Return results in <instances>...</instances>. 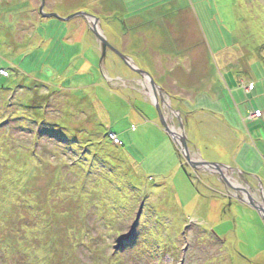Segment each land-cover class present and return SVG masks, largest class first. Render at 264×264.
I'll use <instances>...</instances> for the list:
<instances>
[{
	"label": "rangeland",
	"instance_id": "1",
	"mask_svg": "<svg viewBox=\"0 0 264 264\" xmlns=\"http://www.w3.org/2000/svg\"><path fill=\"white\" fill-rule=\"evenodd\" d=\"M89 16L156 85L199 96L190 159L231 167L167 161L143 79L102 58ZM5 73L0 264H264L261 213L229 200L264 210V0H0Z\"/></svg>",
	"mask_w": 264,
	"mask_h": 264
},
{
	"label": "crops",
	"instance_id": "2",
	"mask_svg": "<svg viewBox=\"0 0 264 264\" xmlns=\"http://www.w3.org/2000/svg\"><path fill=\"white\" fill-rule=\"evenodd\" d=\"M99 23H100V21H99ZM128 47H133V45L131 44V41H130V43H128ZM159 54V55H158ZM156 53V52H152L151 53V55L154 57V59L155 60H160L161 58H165V57H167V56H163V57H161L160 55H165V54H161V53ZM170 63H167V67H172L170 70H173L174 68H175V65L174 64H171V65H169ZM188 66V65H187ZM158 78H160V79H162L163 77H162V71H159L158 72V76H157ZM134 82H135V80H133ZM142 81V80H141ZM140 81V82H141ZM140 82H138V83H140ZM230 82H233V83H235V84H238V83H236V82H234V81H230ZM141 84V86H142V82L140 83ZM163 86H162V88H161V86L159 87V89H157V91H156V94H157V96H158V99H159V101L160 100H163V102L164 103H168V104H170V105H174L176 108H175V110L179 113V115H180V117L179 118H181V120L180 121H182V123H183V126H184V128H188V136H187V146H188V149L189 150H191L190 152H192V154H195V150H194V146H193V144L192 143H190L189 142V140H191V138H193V136H194V133H195V131H196V128H197V123H195L196 122V117H195V115L198 113L197 111H202L203 113H204V109H199V107L197 108V104H198V100L200 99L199 98V96H193L192 98H193V101H192V103H191V105L190 106H187V105H185V103H182V102H180V99L182 98V97H184V96H187L186 95V93H185V91L183 90V89H181V88H178L177 87V83L173 80V79H169V78H167V81L166 82H164L163 84H162ZM158 86V85H157ZM238 86L240 87V84H238ZM137 87H139L138 85H137V83H135V87L134 88H137ZM229 87H232V85L230 84V86ZM143 89L141 90V91H143L144 90V92H143V94L145 95H143L144 97H147L148 99V102H151L152 104H154V98H153V96L149 93V94H146L145 93V89H144V86L142 87ZM162 89L164 90V94H162V93H160V90L162 91ZM246 91V90H245ZM210 93H211V91H210ZM210 93H205V94H210ZM250 93H252V92H250ZM189 98H191V97H189ZM145 101H146V98H145ZM175 101V102H174ZM183 107H186V108H188V109H184ZM178 113H175L174 112V114L173 113H171V114H166V116H165V118H166V120L169 122V120H172V122H173V119H175L176 120V122L177 121H179V118H177V114ZM175 114H176V116H175ZM174 115V116H173ZM250 115L248 116V119L250 120V122L252 123V124H254V123H256V120H258V119H253V120H251L250 118ZM261 119H262V117H261ZM153 120V119H152ZM193 120V121H192ZM154 121V120H153ZM156 121H157V119H156ZM155 126V125H154ZM199 126V125H198ZM156 127V126H155ZM158 128V127H157ZM230 131L232 130L231 128H229V127H227ZM174 129H175V127H174ZM133 130H135V129H133ZM186 134V133H185ZM167 135V134H166ZM190 135H192V137L190 136ZM168 136V135H167ZM189 136H190V139H189ZM169 139H171V138H169ZM171 141H172V139H171ZM172 143V145H173V141L171 142ZM162 144V142L160 141V143L158 144V145H161ZM173 147V151H171V153L167 156V161H169V160H171L172 159V156H174V154L176 153V155H178L177 153V148H176V146L175 145H173L172 146ZM239 146H237V148H238ZM193 150V151H192ZM154 151V150H153ZM240 152V151H239ZM197 153V152H196ZM151 154V153H150ZM149 157H150V155H149ZM149 157H147V160H148V158ZM194 158H196L195 156H193ZM198 157L200 158V156L198 155ZM199 158L198 159H196V160H199ZM229 158L230 157H228L227 158V161L225 160V162H226V166L225 167H227V166H229V167H231L230 165H228L227 163H228V160H229ZM201 159V158H200ZM202 160V159H201ZM203 161V160H202ZM213 162H215V161H213ZM171 163V162H170ZM213 164V163H212ZM221 166V165H220ZM218 167V168H221V167ZM228 167V168H229ZM230 169V168H229ZM170 170H178V165H177V162L176 163H174L173 164V166L171 167V169ZM201 175H205V174H202V173H200ZM212 180H214L213 182V184L214 185H217V188H215V191L216 192H218V193H222L223 191L225 192V190L223 189L224 187H221V186H219L220 184H219V182L216 180V179H214V178H212ZM246 182V181H245ZM262 182V181H261ZM236 185L238 184V182L237 181H235L234 182ZM263 184H264V182H262ZM219 184V185H218ZM247 190H248V188L249 187H245ZM226 190H228L227 188H225ZM223 192V193H224ZM224 194H226V193H224ZM232 196H234V194L232 195ZM227 200H228V197L226 198ZM237 205H240V204H237ZM236 205V206H237ZM263 251H264V249H262V251H261V253H254L253 255V258H256L257 260H259L260 259V261H262V262H264V253H263ZM243 257V256H242Z\"/></svg>",
	"mask_w": 264,
	"mask_h": 264
},
{
	"label": "water",
	"instance_id": "3",
	"mask_svg": "<svg viewBox=\"0 0 264 264\" xmlns=\"http://www.w3.org/2000/svg\"><path fill=\"white\" fill-rule=\"evenodd\" d=\"M42 7L40 8V11H42ZM77 15H81L84 16L83 14H77ZM76 17L75 15L72 17L74 18ZM70 19V18H69ZM68 19V20H69ZM89 19L93 20V34L96 38V40H98L101 45H102V58L105 56V53L107 50H110L113 52V54H116L122 61L123 63L134 73H136L137 75H139L143 81L145 79H148V81L150 82V85L152 87V96H153V100H154V106L156 107V110L158 112V116H159V123L161 125V127L163 128L164 132L168 135L169 138L172 139L173 144L179 148V151L181 153V155L183 156V158L185 159L186 163L194 170H198L200 168H203L204 170L208 171L210 168L214 169L216 168L218 170L219 165L216 164H209V163H205V162H195L193 163L190 159V154H189V150H188V146H187V139L185 137V132H184V128L182 125H180L179 127V132H176V130H171L169 128V125L167 124L166 118L165 116L162 115L161 109L159 107V99L157 98V94L156 91L157 89H159V86L156 85V83L154 82V80L151 78V76L139 69H137V67L133 64L132 60L129 57L123 56L121 53H119L116 49H114L112 46L109 45V43L107 42V40L105 39V37L103 35H101L98 31V27H99V20L95 17L89 16ZM179 114H177V118H179ZM180 119V118H179ZM222 168H225V166H220ZM210 169V171H211ZM222 178V177H221ZM236 191L240 190V189H235ZM241 191V190H240ZM242 192V191H241ZM244 195L248 196V193L246 190H243L242 192ZM245 200H243L242 202L246 205L250 206L252 208H254L256 211L259 212V214L261 213V218L262 221L264 223V210L263 208L260 207L256 208L252 202V199L250 197H243ZM246 199H248V201H246ZM249 202V203H247Z\"/></svg>",
	"mask_w": 264,
	"mask_h": 264
},
{
	"label": "flooded vegetation",
	"instance_id": "4",
	"mask_svg": "<svg viewBox=\"0 0 264 264\" xmlns=\"http://www.w3.org/2000/svg\"><path fill=\"white\" fill-rule=\"evenodd\" d=\"M160 93H162V94H164V90L162 89V91L160 90ZM164 102H163V100H160L159 101V107H160V109H161V112H162V115L163 116H166V114H171L170 112H177L176 110H175V108H172V105H170V104H168V109L166 108V109H164L165 107H163L161 104H163ZM165 105H166V103H164ZM169 112H168V111ZM174 116V115H173ZM180 152V151H179ZM183 160L184 159H182L181 161L183 162ZM245 190V189H244ZM236 192H239V191H236ZM241 194H243V193H241L240 192V194H234V196H233V198L231 197L229 200H231V201H234V200H236V201H234V202H238V203H243L242 201H243V198H241ZM233 195V194H232ZM243 197V196H242Z\"/></svg>",
	"mask_w": 264,
	"mask_h": 264
},
{
	"label": "bare ground",
	"instance_id": "5",
	"mask_svg": "<svg viewBox=\"0 0 264 264\" xmlns=\"http://www.w3.org/2000/svg\"><path fill=\"white\" fill-rule=\"evenodd\" d=\"M90 22L93 23L94 21L90 19ZM98 31H99V33L102 35V33H101V31H100V27H98ZM142 85L144 86L145 93H146V94H149V93H150V94L152 95V87H151L150 82L148 81V79H145L144 81H142ZM172 130H173V129H172ZM184 132H185V128H184ZM176 148H177V147H176ZM177 149H179V148H177ZM191 161H192V160H191ZM195 161H196V158H194L193 163H195ZM196 162H199V161L197 160ZM188 166H189V165H188ZM189 168H191V167L189 166ZM259 260H260V259H259Z\"/></svg>",
	"mask_w": 264,
	"mask_h": 264
},
{
	"label": "built area",
	"instance_id": "6",
	"mask_svg": "<svg viewBox=\"0 0 264 264\" xmlns=\"http://www.w3.org/2000/svg\"><path fill=\"white\" fill-rule=\"evenodd\" d=\"M111 138L113 139V141H114L115 143H119V144H121V143L117 140V138H116L115 136L111 135Z\"/></svg>",
	"mask_w": 264,
	"mask_h": 264
},
{
	"label": "trees",
	"instance_id": "7",
	"mask_svg": "<svg viewBox=\"0 0 264 264\" xmlns=\"http://www.w3.org/2000/svg\"><path fill=\"white\" fill-rule=\"evenodd\" d=\"M2 72H4L3 70H1ZM0 77H7V73H5V75L4 76H2V75H0ZM261 118V117H260ZM112 134H110V136H111Z\"/></svg>",
	"mask_w": 264,
	"mask_h": 264
}]
</instances>
